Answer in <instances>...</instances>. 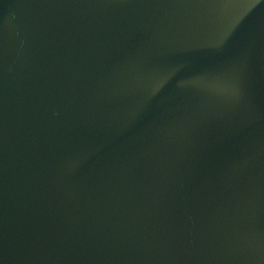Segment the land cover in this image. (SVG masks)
Returning a JSON list of instances; mask_svg holds the SVG:
<instances>
[{
    "label": "water",
    "instance_id": "water-1",
    "mask_svg": "<svg viewBox=\"0 0 264 264\" xmlns=\"http://www.w3.org/2000/svg\"><path fill=\"white\" fill-rule=\"evenodd\" d=\"M0 264H264V0H0Z\"/></svg>",
    "mask_w": 264,
    "mask_h": 264
}]
</instances>
